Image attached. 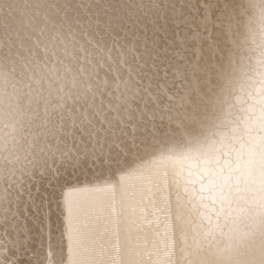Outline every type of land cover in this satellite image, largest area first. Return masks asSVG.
Wrapping results in <instances>:
<instances>
[{"label": "snow or ice", "instance_id": "snow-or-ice-1", "mask_svg": "<svg viewBox=\"0 0 264 264\" xmlns=\"http://www.w3.org/2000/svg\"><path fill=\"white\" fill-rule=\"evenodd\" d=\"M115 2L119 0H57L55 7L110 36L131 21ZM240 7L241 15L248 11ZM249 7L264 24V0ZM7 8L6 29L19 32L32 26L20 18L25 14L15 3ZM257 47L258 55H253L257 49L230 50L211 66L174 65L176 78L188 84L182 95L167 101L163 94L155 96V106L141 112L143 121L133 125L134 131L142 128L151 137L146 146L155 149V163L119 201L98 195L104 190L97 185L72 183L64 175L82 159L110 152L117 132L127 135L115 117L94 119L93 113L79 123L73 119L68 127L64 115L59 121L46 116L30 139L16 142L22 154L16 160L25 165L20 171L29 178L37 173L48 177L53 189L60 186L71 264H120L122 250L127 264H242L230 258L251 252L257 234L260 259L243 264H264V30ZM138 50V41L128 48ZM145 50L151 56L155 48L145 45ZM241 95L253 103L241 106ZM157 120L166 124L157 126ZM172 187L174 209L168 199ZM28 196L36 202L31 191Z\"/></svg>", "mask_w": 264, "mask_h": 264}, {"label": "bare ground", "instance_id": "bare-ground-1", "mask_svg": "<svg viewBox=\"0 0 264 264\" xmlns=\"http://www.w3.org/2000/svg\"><path fill=\"white\" fill-rule=\"evenodd\" d=\"M255 2L119 0L113 6L135 23L130 21L106 36L72 18L74 14L58 11L57 0H0V264H71L73 260L65 236L60 186L53 189L49 178L39 173L32 178L23 174L20 169L25 165L16 160L22 155L16 142L30 139L46 116L59 121L62 114L68 127L73 119L79 123L93 113L94 119L115 117L127 135L117 132L110 152L100 158L90 155L75 170L61 171L72 183L97 185L104 190L98 195L119 201L155 163V149L146 146L151 137L142 128L134 131L133 125L143 121L141 112L155 106V96L163 94L167 101L169 96L182 95L188 84L176 78L174 65L211 66L230 50L239 54L257 49L253 55H258L264 24L259 12L249 7ZM13 3L31 27L19 32L5 28L7 5ZM240 5L248 9L243 15ZM137 41L139 50L129 52ZM145 45L155 48L151 56ZM238 103L248 107L253 101L241 95ZM161 123L166 124L155 122ZM149 128L155 131L151 123ZM53 191L55 196L50 195ZM168 199L174 209V187ZM171 220L174 224V215ZM250 246L251 252L230 259L242 264L259 261L258 234ZM118 258L120 264L129 259L123 250Z\"/></svg>", "mask_w": 264, "mask_h": 264}]
</instances>
